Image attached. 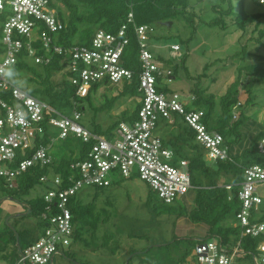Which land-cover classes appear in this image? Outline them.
I'll return each mask as SVG.
<instances>
[{"label":"built area","instance_id":"1","mask_svg":"<svg viewBox=\"0 0 264 264\" xmlns=\"http://www.w3.org/2000/svg\"><path fill=\"white\" fill-rule=\"evenodd\" d=\"M251 1L264 6V0ZM58 8H62L59 0H0V71H11L20 60L47 66L57 59L59 72H64L76 99L85 98L95 84L129 86L134 78L140 97L132 121L118 123L112 132L114 139L108 141L82 125V112L78 110L82 103L76 99L67 114L33 97L11 79H0V180L8 189L16 188L17 179L29 169L51 166L49 147L55 140L72 136L87 147L81 160L69 164L68 176L50 172L39 178L44 188L40 195L44 211L38 216L43 230L18 253L15 264H52L53 257L73 238L71 200L81 190L108 187L114 173L124 179L135 175L166 205L194 189L187 161L175 159L174 152L155 133L159 120L171 124L173 115L180 116L194 133L206 161H231L222 136L207 129L201 110L186 112L187 104L177 94L158 91L159 79L165 77L169 83L171 72L163 68L147 45L153 26L134 25L129 13L115 32L98 29L88 46L64 47L56 38L64 28ZM129 35L138 47L137 73L123 66ZM170 48L179 51L177 45ZM54 130L57 138L51 136ZM43 138L48 139L47 145L42 143ZM256 152L260 163L243 168V179L236 184L240 208L235 226L241 230L240 237L257 241L253 263L264 264V219H257L264 216L259 210L264 199L259 192L264 188V137L257 141ZM231 186L224 188L229 191ZM237 254H241L238 246L228 250L218 238L201 239L185 264H235Z\"/></svg>","mask_w":264,"mask_h":264},{"label":"rangeland","instance_id":"2","mask_svg":"<svg viewBox=\"0 0 264 264\" xmlns=\"http://www.w3.org/2000/svg\"><path fill=\"white\" fill-rule=\"evenodd\" d=\"M215 3L217 0H192L194 24H188L184 19L173 20L169 27L153 24V33L147 45L154 57H161L159 61L163 68L171 72L169 83L165 77L159 79V91L167 95L177 94L183 103L190 104V99L195 97L194 92H197L204 100L212 97L219 111L220 97L231 84L236 85V104L240 105L232 110L231 121L238 119L240 113L246 120L240 129L242 141L233 149L241 152L252 137L264 129V85L255 83L253 76L245 69L246 66L264 68V39L260 44L256 41L257 31L263 28V24L256 29L253 24L248 25L242 33L232 27L221 30L200 23L199 20L207 22L214 17L209 5ZM231 3L235 10L242 7L246 13L264 11V6L251 0H233ZM64 13L67 14L66 11ZM189 37L186 45L184 41ZM78 41V38L72 40L73 43ZM172 45H177L179 51H172ZM243 47L246 50L244 53L241 52ZM27 65L29 69H21L20 72H13L12 77H7L24 90L45 88L47 85L40 80L48 79L52 86L64 80V72L52 73L31 60H27ZM43 97L36 95V98L57 109L50 97ZM139 97L138 93H132L131 87L95 84L90 87L88 98L82 101L81 123L110 141L114 139L112 132L118 123L132 121L131 113L138 105ZM247 99L250 103L246 102ZM70 112V108L65 111L67 114ZM170 129L166 121L159 120L155 133L165 138ZM51 136L57 138V132L54 130ZM76 145V142L67 139H57L50 145L49 153L57 162L75 152ZM112 178L113 183L109 187L100 190L88 188L78 193L77 202L93 203L96 230L93 234L83 232V240L70 239L69 246L60 249V254L53 257L52 264H177L182 254L190 253L195 246L193 234L197 232L198 237H203L204 227L191 225L185 216L193 206L194 189L172 205L164 206L157 195L135 175L124 179L114 173ZM13 191L0 183V200H3L0 203V242L4 236L2 211H11L15 207L21 215L26 212L9 199ZM43 192V186H37L28 196L21 197L19 203L40 196ZM259 192L264 196V188H260ZM22 218L18 225H8L11 228L15 225L22 227L33 235L41 231L43 224L39 217L24 215ZM20 244L21 248L25 247L22 239ZM17 259L18 252L10 256L6 264H15ZM235 264L254 263L252 256L241 253L236 255Z\"/></svg>","mask_w":264,"mask_h":264},{"label":"trees","instance_id":"3","mask_svg":"<svg viewBox=\"0 0 264 264\" xmlns=\"http://www.w3.org/2000/svg\"><path fill=\"white\" fill-rule=\"evenodd\" d=\"M231 1L233 0H217V3L210 4V10L214 13V17L207 22L199 20L200 23L221 30L232 27L234 30L242 33H244L248 25L253 24L256 29L263 24V28L257 31L258 38L256 39L257 43H262L260 41L264 39V11L246 13L242 7L235 10ZM59 2L62 8L58 10V17L64 28L57 34L56 38L64 47L88 46L93 34L98 29H103L109 33L115 32L125 23L129 13H132L133 24L137 26L161 25V23L172 22L176 19H184L186 23L194 24L195 18L193 7L191 6L192 0H59ZM63 9L67 14L62 11ZM192 32L194 33V28ZM192 32L191 34H193ZM75 38L79 39L78 43L72 42ZM190 38L184 41L186 45ZM244 48L241 50L243 53L246 52ZM1 52L2 48L0 46ZM137 53L138 47L135 38L129 35V43L122 56L123 66L134 71V73H137L138 69ZM155 58L158 61L161 60L160 56H156ZM43 67L49 69L52 73H57L61 69L57 64V59H53L50 65ZM15 68L18 70L29 69L27 63L23 60H20L11 71L16 72ZM245 69L253 76L255 83L264 85V68L246 66ZM40 82L47 86L41 90L35 88L25 91L35 98L37 94H40L41 97H50L51 103H55L57 109L62 112H65L68 108L71 109V102L76 98H74L73 87L67 83L65 77L56 86H52L48 79L44 81L40 80ZM124 86L131 87L133 94L137 93L136 78H134L131 85ZM235 88L236 85L234 83L231 84L220 97L218 102L219 111L216 109L217 105L212 97L204 100L197 92H194V100L184 107L186 112L198 110L203 112V123L208 130L215 131L222 136L223 144L228 149L231 161H216L209 164L204 157L201 147L194 140V133L184 123L183 118L178 115H173V121L169 124L171 127L168 132L169 134L165 138H161V140L165 147L174 152L175 159L180 158L187 161V170L190 174L191 184L195 190L193 206L185 214L188 221L192 224H201L207 227V233L203 239L218 238L224 248L230 250L238 246L240 253L252 256L256 253L257 241L249 237H240L241 230L233 222L240 208L236 184L240 183L243 179V168L260 163V158L256 152V144L260 138L264 137V129L252 137L249 145L245 147L241 155L233 156L231 154V148L242 141L240 129L246 120L245 116L240 113L238 119L231 121L232 110L237 102V90ZM87 98L88 95L85 98L76 99V101L82 103ZM246 102L250 103V100L247 99ZM137 108L138 105L131 114L133 118ZM78 110L83 111L82 105L78 107ZM44 130L46 131L47 128L44 127ZM65 139L76 142L75 148L77 150L75 152L79 154L78 157H72L75 153L73 151L67 159H61L57 162L52 159L51 166L47 168L40 169L36 166L29 169L17 179V186L14 188L10 198L20 200L21 197L28 196V193L32 189L41 186L39 178L42 175H48L52 172L64 178L70 174L69 164L74 160H81L83 158L82 153L87 147L72 136H68ZM48 142L47 138H43L42 143L44 145H47ZM0 183L5 185L1 180ZM225 185H232L231 189L229 191L226 190L224 188ZM6 189L8 188L6 187ZM93 189L100 190L102 188ZM26 203L30 209L29 215L38 217L44 211L45 204L41 196L26 200ZM163 205L168 206L166 204ZM69 209L72 215L73 238L83 240V232L93 234L97 226L93 203L81 204L77 202L76 196L71 200ZM262 213H264L263 210ZM254 216L256 217V214ZM257 219L258 221H262L264 216H259ZM13 229L15 228L13 227ZM42 230L43 225L39 234ZM15 232L17 234V241L14 231L4 226V236L0 242V259L5 262L9 261L10 256L17 254V248L14 247L9 256L1 255L8 244L15 245L17 243L20 252L32 244L39 235L38 233L36 235L30 234L27 230H15ZM21 239L25 244L23 248H21L20 244ZM197 243L198 240H196L195 245ZM189 254H182L177 264H185V260Z\"/></svg>","mask_w":264,"mask_h":264},{"label":"crops","instance_id":"4","mask_svg":"<svg viewBox=\"0 0 264 264\" xmlns=\"http://www.w3.org/2000/svg\"><path fill=\"white\" fill-rule=\"evenodd\" d=\"M103 86H106V85H108V84H102ZM188 105V104H187ZM134 112V111H133ZM132 112V113H133ZM131 113V114H132ZM237 146V145H236ZM235 146H233L232 148H231V150H230V152H231V154L233 155V156H239V155H241L242 154V152H243V150L245 149H243L241 152H236V150L235 149H233ZM76 153V152H75ZM75 153L72 155V157H74V155H75ZM51 155V154H50ZM51 158L53 159V157H52V155H51ZM111 183H113V181L111 182ZM111 185V184H110ZM109 185V186H110ZM108 186V187H109ZM13 203H15L16 205H20L21 207L20 208H23L25 211H29V214H30V209H29V206L27 205V203H26V200L23 202V203H19V200H16V199H12V198H9ZM5 200H7V198H5ZM3 200H0V203L2 202ZM259 210H263L264 211V208H263V202H262V205L259 207ZM9 211V212H8ZM3 213H2V219H1V223L3 224V230H4V226H7L8 228H10L12 231H15V230H17V231H24L25 229L24 228H17L16 227V225H15V229H13V228H11L10 227V225H8V224H10V223H16L17 225H18V223L19 222H21L22 221V217H24V215L25 214H19L18 212H19V210H16V208L14 207L11 211L10 210H8V209H6V210H3L2 211ZM29 214H27V215H29ZM26 216V215H25ZM187 219V218H186ZM188 220V219H187ZM189 222V221H188ZM190 223V222H189ZM191 225H193V226H197V225H199V226H202V227H204V231H203V237H198V236H200V235H197V232H193L194 234H193V236L192 237H194L195 238V240H201V239H203L204 238V236H206V233H207V227L206 226H204V225H201V224H192V223H190ZM39 234V233H38ZM16 239V238H15ZM74 239V238H73ZM17 241V240H16ZM14 247H16L17 248V252L19 253V249H18V245H17V243L15 244V245H12V244H8L7 245V248L5 249V251L4 252H2L1 253V255L3 254V255H6V256H9L11 253H12V250H13V248ZM59 254H60V252H59ZM58 254V255H59ZM190 255V254H189ZM189 255H188V257L186 258V260H185V262L187 261V259L189 258ZM0 262H5V261H3L2 259H0Z\"/></svg>","mask_w":264,"mask_h":264},{"label":"clouds","instance_id":"5","mask_svg":"<svg viewBox=\"0 0 264 264\" xmlns=\"http://www.w3.org/2000/svg\"><path fill=\"white\" fill-rule=\"evenodd\" d=\"M15 71L16 72H20L18 69H16L15 68ZM13 71H8L7 73H4V72H2V71H0V79H5V77H12L13 76ZM14 89H17V90H19L18 88H14Z\"/></svg>","mask_w":264,"mask_h":264},{"label":"water","instance_id":"6","mask_svg":"<svg viewBox=\"0 0 264 264\" xmlns=\"http://www.w3.org/2000/svg\"><path fill=\"white\" fill-rule=\"evenodd\" d=\"M161 25H162V26L169 27V26H170V22L161 23ZM27 214H29V211H28V210L25 212V215H27ZM14 235H15V238H16V240H17V234H16L15 231H14Z\"/></svg>","mask_w":264,"mask_h":264}]
</instances>
